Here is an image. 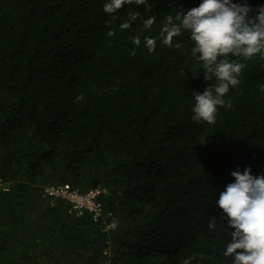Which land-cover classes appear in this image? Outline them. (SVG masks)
Returning <instances> with one entry per match:
<instances>
[{
    "label": "trees",
    "instance_id": "1",
    "mask_svg": "<svg viewBox=\"0 0 264 264\" xmlns=\"http://www.w3.org/2000/svg\"><path fill=\"white\" fill-rule=\"evenodd\" d=\"M104 2L0 0V264H182L196 254L192 264H231L230 238L207 225H226L213 193L233 170L264 175V58H234L245 67L225 96L231 107L197 123L192 94L210 82L189 33L151 53L131 38L158 36L167 15L199 0L126 5L117 20ZM132 10L155 15L152 29L137 19L121 31ZM57 185L105 188L110 230L64 202L50 207L42 192Z\"/></svg>",
    "mask_w": 264,
    "mask_h": 264
},
{
    "label": "clouds",
    "instance_id": "2",
    "mask_svg": "<svg viewBox=\"0 0 264 264\" xmlns=\"http://www.w3.org/2000/svg\"><path fill=\"white\" fill-rule=\"evenodd\" d=\"M126 5L150 10L151 0H105L102 10L112 20H117V10ZM137 19L142 21V31L151 30L156 22L155 15L144 18L140 12L132 10L119 24V29H130ZM184 32L189 33L190 53L200 65L199 72L204 81L210 82L202 92H193L191 119L197 123L214 124L218 109L231 107L225 96L240 83L239 76L245 67L243 62L234 58L250 60L256 55L264 58V3L253 9L248 0H199L197 6L186 11L179 8L175 16L167 15L158 36L141 38L135 35L131 41L135 47L143 42L151 53L158 40L168 47H180L173 40ZM108 35H115V32L110 30ZM230 176L232 182L222 191L216 189L213 193L219 192L215 205L222 210L226 225L209 216L208 230H222L224 236L230 238L226 239L222 255L231 257V264H264V175L254 176L251 168L245 167L242 172L239 168L233 170ZM198 255L187 256L182 264H192Z\"/></svg>",
    "mask_w": 264,
    "mask_h": 264
},
{
    "label": "built area",
    "instance_id": "3",
    "mask_svg": "<svg viewBox=\"0 0 264 264\" xmlns=\"http://www.w3.org/2000/svg\"><path fill=\"white\" fill-rule=\"evenodd\" d=\"M1 186V185H0ZM2 190L6 191V186L2 185ZM105 188H94L85 193L69 185L48 186L43 189L42 199L50 207H54L58 202L68 205L67 213L76 218L87 215L94 223H101L103 231L108 232L111 228L113 213L104 208L101 198L106 195Z\"/></svg>",
    "mask_w": 264,
    "mask_h": 264
}]
</instances>
